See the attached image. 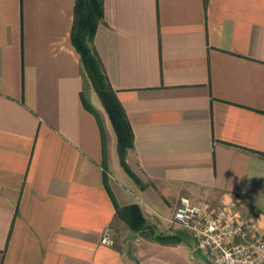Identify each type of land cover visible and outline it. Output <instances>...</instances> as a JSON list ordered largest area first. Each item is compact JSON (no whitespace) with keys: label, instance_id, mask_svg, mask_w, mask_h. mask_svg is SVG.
Masks as SVG:
<instances>
[{"label":"crops","instance_id":"0c3cea01","mask_svg":"<svg viewBox=\"0 0 264 264\" xmlns=\"http://www.w3.org/2000/svg\"><path fill=\"white\" fill-rule=\"evenodd\" d=\"M103 5L93 48L150 184L112 160L115 132L71 39L75 0H0V264H209L170 222L183 195L238 200L264 234V0ZM108 189L138 204L141 234Z\"/></svg>","mask_w":264,"mask_h":264},{"label":"built area","instance_id":"2783aa9c","mask_svg":"<svg viewBox=\"0 0 264 264\" xmlns=\"http://www.w3.org/2000/svg\"><path fill=\"white\" fill-rule=\"evenodd\" d=\"M170 222L188 232L209 264H264V234L238 200L211 207L183 195ZM101 242L112 244L110 230Z\"/></svg>","mask_w":264,"mask_h":264},{"label":"trees","instance_id":"16d2710c","mask_svg":"<svg viewBox=\"0 0 264 264\" xmlns=\"http://www.w3.org/2000/svg\"><path fill=\"white\" fill-rule=\"evenodd\" d=\"M206 1L207 0H204V2ZM103 14V0H75L71 39L73 46L80 56L83 74L87 75L88 79L90 80L115 132L116 150L119 163L127 173L132 175L126 163L127 152L134 146L132 127L128 120L126 111L118 99L115 89L111 86L103 69L102 63L92 44L98 24L103 19ZM82 101L85 108L92 112L97 118L103 137V152L105 155L104 132L98 113L93 105L88 100H86L83 95ZM107 178L108 175L105 172V181H107ZM108 191L114 202L117 217L123 220L132 230H143L145 227V218L138 204L132 203L120 206L111 190L108 189ZM156 237L165 242L175 239L174 236Z\"/></svg>","mask_w":264,"mask_h":264},{"label":"rangeland","instance_id":"374dc122","mask_svg":"<svg viewBox=\"0 0 264 264\" xmlns=\"http://www.w3.org/2000/svg\"><path fill=\"white\" fill-rule=\"evenodd\" d=\"M85 80H86V83H87V89H88V92H90L89 94L91 95V96H93V97H96L95 99H96V105H95V107L97 108V110L100 112V115L101 116H107L108 117V115H107V113H106V111H105V109H104V107H103V105L101 104V102H100V99H99V97H98V95L96 94V92H95V90H94V88H93V86H92V84H91V82H90V80L88 79V77H87V75H85ZM109 118V117H108ZM110 121V120H109ZM131 151V149L130 150H128V152H127V155H126V163H127V165H128V167H129V169H130V171H131V173H132V175L131 174H129V173H127L126 171V173L129 175V177L132 179V181L135 183V186L136 187H142V188H144V187H146V186H148V184H150L146 179H144V176H143V174H141V172H139V170L137 169V167H136V163H135V158H134V156H133V154L130 152ZM112 160L114 161V163L119 167V166H121L120 164H119V162H118V156H117V153H116V151H115V154H114V156H112ZM125 184V183H124ZM125 186L127 187V189L130 191V192H132L133 194H137V192H136V190L135 189H133V187L131 186V185H127V184H125ZM144 216V215H143ZM144 218H145V216H144ZM126 224V223H125ZM127 225V224H126ZM145 225H146V219H145ZM127 228L125 227L123 230H122V233H121V235L123 236V235H125L126 234V230ZM143 229H146V227H144ZM137 235L138 234H141L139 231H134ZM134 235V234H133ZM136 236V235H135ZM129 237H132V234H129ZM190 256L191 257H193V258H197V259H199V260H202V257L199 255V254H196V253H190Z\"/></svg>","mask_w":264,"mask_h":264}]
</instances>
